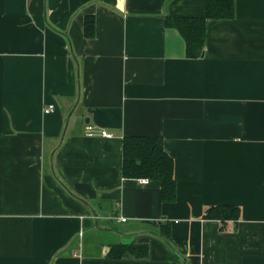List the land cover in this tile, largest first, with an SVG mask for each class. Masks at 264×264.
<instances>
[{"label":"crops","instance_id":"1","mask_svg":"<svg viewBox=\"0 0 264 264\" xmlns=\"http://www.w3.org/2000/svg\"><path fill=\"white\" fill-rule=\"evenodd\" d=\"M233 1L191 57L166 16L207 0H0V264H264V0ZM133 134L162 136L173 201L123 175Z\"/></svg>","mask_w":264,"mask_h":264},{"label":"trees","instance_id":"2","mask_svg":"<svg viewBox=\"0 0 264 264\" xmlns=\"http://www.w3.org/2000/svg\"><path fill=\"white\" fill-rule=\"evenodd\" d=\"M235 13L233 0H207L206 13L203 16L167 15L166 23L174 26L183 34L187 54L198 57L202 54L206 42V21L208 18H229ZM85 34L93 37L95 34V17L88 14L85 18ZM123 175L128 178H143L158 180L161 183L162 198L173 201L176 196V181L174 177V161L164 147L160 135H125L123 139ZM241 208L231 204H217L205 210L204 217L226 221L238 219ZM170 237V229L164 234ZM149 247L145 243L116 242L110 245L109 254L113 257H146Z\"/></svg>","mask_w":264,"mask_h":264},{"label":"built area","instance_id":"3","mask_svg":"<svg viewBox=\"0 0 264 264\" xmlns=\"http://www.w3.org/2000/svg\"><path fill=\"white\" fill-rule=\"evenodd\" d=\"M55 110V104H50L48 105L46 108H45V112L46 113H49V112H52ZM86 129H87V134L88 135H103V136H106V137H112L113 134L111 132H109L108 130L106 129H97L95 127V125L93 124H87L86 125ZM141 181L144 182V183H147L149 182V178H141ZM118 220L120 221H125L126 220V217H118Z\"/></svg>","mask_w":264,"mask_h":264},{"label":"rangeland","instance_id":"4","mask_svg":"<svg viewBox=\"0 0 264 264\" xmlns=\"http://www.w3.org/2000/svg\"><path fill=\"white\" fill-rule=\"evenodd\" d=\"M89 239L93 238L94 241H98L99 239L102 240L104 243H107V241H110L112 238L110 235H107V233L103 232L99 235V239H97L95 236H93L92 234H88L87 236Z\"/></svg>","mask_w":264,"mask_h":264}]
</instances>
